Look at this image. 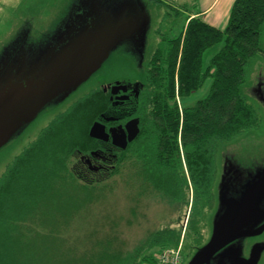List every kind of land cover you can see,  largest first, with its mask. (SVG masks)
<instances>
[{"label": "rangeland", "instance_id": "obj_1", "mask_svg": "<svg viewBox=\"0 0 264 264\" xmlns=\"http://www.w3.org/2000/svg\"><path fill=\"white\" fill-rule=\"evenodd\" d=\"M145 1L150 4L152 24L151 43L148 51L144 53L143 67H147V62L154 51L159 49L163 55L167 54L170 49L169 40L178 37L184 40L188 22L199 8L197 0ZM73 2L74 0H0V63L2 60L15 57L19 46L29 48L32 42L46 41L49 36L54 35L67 18L62 15L65 12L67 14ZM221 45H215L206 51L204 54L206 65ZM114 74H121L122 77L135 76L139 80H145L140 57L134 60L131 55L112 56L72 99L89 93L90 88L95 87L94 81L95 85H98ZM210 83L211 81L207 80L191 95L182 96L177 81L175 97L169 100L170 107L178 108L182 115L185 106L194 104L208 93ZM240 89L247 101L256 109L259 125L236 137L234 142L232 141L233 145L227 149L236 152L235 161L241 166L246 164L244 167L247 168L249 175L264 170V24L260 51L248 60L245 79ZM161 91L165 93L164 89ZM95 97L93 104L98 105L91 107L90 112L86 109H74L73 104L64 103L52 113L87 114L90 117L88 122L90 125L102 106L97 101V95ZM149 110L155 112L156 102ZM153 112L151 115L155 116ZM40 119L41 116L37 121ZM49 120L50 118L39 123L36 121L33 127L0 150L1 192L7 189L4 186L12 171L10 166L17 156L26 150L24 146L35 140ZM79 120L78 117H73L71 124L82 131L79 134L84 135L89 125L86 123L81 128ZM249 132L253 134L246 136ZM82 144L85 147L91 145L88 140L82 141ZM242 149L248 157L247 163L245 160L240 161ZM43 150L38 151V160L41 164L46 161L44 167L51 165L55 170L50 173L49 170L53 168L48 166L47 173L43 175L42 185H39L33 196L35 201L31 207H27L28 210L19 207L17 211L7 207L0 212V244L6 241L0 249L3 255L7 256L3 258V261L7 260L6 264H72L75 257L84 258L82 255L86 252L91 254L95 250V253L103 250L126 253L135 248L143 249L141 246L149 248L153 235L169 231L176 234L177 240L165 248L159 245L145 249L141 259L146 253L147 255L153 253V256L147 260L143 259L141 264L142 262L157 264L156 256L160 251L179 247L182 249L186 264L195 248L209 239L210 217L216 206L213 191L210 195L202 196L199 202L194 199L193 185L187 177L183 155L177 167L180 184L177 188H171L173 193L167 190L168 194H165L161 189L154 187L155 181L149 180L148 162L145 163L138 156L134 157V154L122 152L120 160L113 163V168H109L111 170L102 171L99 175L93 174L83 181L78 179L77 169H67L69 163L67 166L66 163L65 166L61 163L63 153L60 152L61 149ZM64 150L63 158L68 153V149ZM80 150L82 153H89L93 149ZM215 157L217 159V156ZM79 159L74 149L75 166ZM56 172L59 173L58 177L55 175ZM31 175L27 170L20 176L26 184L29 183ZM35 177L40 182L42 175L35 173ZM22 188L11 184V188L7 190L11 192L10 194L14 193L11 198L15 207L16 199L17 201L24 199Z\"/></svg>", "mask_w": 264, "mask_h": 264}, {"label": "trees", "instance_id": "obj_2", "mask_svg": "<svg viewBox=\"0 0 264 264\" xmlns=\"http://www.w3.org/2000/svg\"><path fill=\"white\" fill-rule=\"evenodd\" d=\"M263 24L264 0H234L223 30L198 16L192 17L184 40L181 37L171 39L167 54L163 55L158 49L151 55L148 63L150 69L146 74L147 88L140 97L138 107L142 122L140 135L135 142L137 148L122 152L134 154V157L148 162L149 180L155 181L154 187L165 194H168L167 190L173 193L172 189L180 184L177 167L183 155L193 185L194 199L199 202L205 194H212L211 191L214 196L215 156L219 147L258 127V113L240 87L245 79L248 60L260 51ZM218 44L222 45L206 65L204 54ZM207 80L211 81L208 93L194 104L185 106L182 115L178 108L170 107L169 100L175 97L177 81L180 94L189 96ZM94 101V97L88 98L82 109L89 111L91 107L94 108L97 106L93 104ZM154 102L156 110L152 111L155 115L152 116L149 107ZM36 151L32 150L31 154ZM21 166L23 162L20 161L14 176L6 179L4 187L7 189L0 191V212L7 207L19 210V201L16 199L15 207L11 198L14 193L10 194L7 190L8 184L24 189V184L20 185ZM176 240L174 232H159L152 236L149 248L159 245L165 248ZM141 248L126 253L109 250L98 253L95 250L91 254L86 252L82 255L84 258L75 257L72 264H141L143 259L153 256V253H146L141 259L143 251L149 249ZM6 257L1 250L0 264H6L7 260L3 261Z\"/></svg>", "mask_w": 264, "mask_h": 264}, {"label": "water", "instance_id": "obj_3", "mask_svg": "<svg viewBox=\"0 0 264 264\" xmlns=\"http://www.w3.org/2000/svg\"><path fill=\"white\" fill-rule=\"evenodd\" d=\"M149 5L145 0H74L54 35L32 42L29 48L19 46L15 57L2 60L0 150L20 137L40 114L60 105L89 81L110 57H140L146 74L144 53L150 47L152 24ZM139 133V119L134 118L115 137L125 148ZM90 135L107 136L99 122L93 124ZM232 141L218 153L211 238L187 264H259L264 253V242L254 244L250 255L245 253L247 239L264 232V170L247 175L246 164L241 166L235 161L236 152L227 149ZM241 156L240 161L247 163L243 149Z\"/></svg>", "mask_w": 264, "mask_h": 264}, {"label": "flooded vegetation", "instance_id": "obj_4", "mask_svg": "<svg viewBox=\"0 0 264 264\" xmlns=\"http://www.w3.org/2000/svg\"><path fill=\"white\" fill-rule=\"evenodd\" d=\"M151 43V42H150ZM150 69V67L147 66V71ZM146 71V73H147ZM146 74H145V80H139L137 77H122L121 74H114L109 77L108 80H105L101 82L98 85H95L96 81H94L93 88H90L89 93H85V96H77L78 98L72 99L77 93H79L80 89H82L85 85H82L77 89L74 93H72L64 102H62L60 105L54 106L50 109H47L45 112L39 115L41 116V119L39 117L33 121L25 130L27 131L31 126L33 127L34 123L37 121L38 123L49 119L48 123L41 129V131L38 133L37 137L34 141L30 142L28 145L24 146V149L20 155L17 156V159H15V162L12 166H10V169L12 170L10 175L8 176V180H10L11 175L14 176V172L16 171V167L18 166V163L21 161L23 162V166H21L22 171L26 173L27 170L30 171L32 174L30 176L29 183H24L23 179L21 178L20 185L24 184V189L22 190L24 199L19 200V203L21 206H19L22 210H28L27 207H31V204H33L34 195L36 191L39 188V185H42V179L44 173H47L48 166L52 167L51 165H47L43 168L44 163L38 160L39 154L38 151L40 149H61L60 152L62 153L61 163L67 164L69 163V168L72 170L77 169L78 170V179L80 180H86L93 174L99 175L102 171L111 170L109 168H113V163H116L121 158L122 149H136L135 142L137 141V138L139 135L133 139L132 141H128L125 148H122L119 144V140L115 137L122 129H125L127 124L134 118L139 119V127L141 132V117L138 115V107H139V101L142 94L145 92L147 88L146 83ZM95 95H97V101L100 102L101 109L99 110L96 117L93 119L92 123L89 125L88 122H90L88 115L83 113L78 114H70L66 112L61 113H52L56 109H58L61 105L64 103L73 104V108H80L82 109L84 105V101L87 102L88 98L94 97V100H96ZM72 99V100H71ZM73 103H72V102ZM75 104V105H74ZM98 105V104H97ZM71 107V108H72ZM73 110V109H71ZM83 114V115H81ZM70 117H78L80 120L81 128H83V125L87 123L89 125L87 131L84 132V135L79 134L82 133V131L77 130L76 126H74L72 123V118ZM68 118V119H66ZM75 121V119H74ZM36 122V123H37ZM68 122V123H67ZM84 122V124H83ZM95 122H99L104 127L105 133L107 134L106 139L104 138H98L93 137L90 135L91 127ZM73 127H75L73 129ZM79 134V135H78ZM89 141L91 143L90 146L85 147L82 146V141ZM118 143V144H117ZM32 149H37V151L34 154H31ZM64 149H68L67 156H64L63 154L65 152ZM74 149H76V153L79 155V160L75 166L73 163L74 161ZM80 149H93L89 153H82ZM97 152V153H95ZM217 159H216V176H215V183H214V198H215V205H216V183L218 180L219 175V163H218V153H217ZM71 158L72 161H71ZM71 161V163H70ZM16 163V164H15ZM37 165H40L38 167ZM31 168L33 171H31ZM53 169H50V173H52ZM184 168L187 172V177L189 178V174L187 171V165L184 160ZM35 173H40L42 175L41 181L38 182V180L35 177ZM55 175L58 177L59 173H55ZM73 176V174H71ZM27 187H26V186ZM11 186L8 184V189H10ZM32 197V198H31ZM264 203V201H263ZM21 213V211H20ZM263 220L261 224L264 222V205L263 210L261 212ZM212 234V228L210 231L209 239L202 245L198 246L201 247L205 245L211 238ZM258 242H264V232L259 236H253L252 238L247 239L246 247H245V253L246 255H250L251 249L254 244ZM197 247V248H198ZM196 248V249H197ZM195 249V251H196ZM195 253V252H194ZM193 253V255H194ZM192 255V256H193ZM192 256L187 260L186 264L189 262V260L192 258ZM185 262V260H184ZM183 262V264H184ZM259 264H264V253L262 255V258L260 260Z\"/></svg>", "mask_w": 264, "mask_h": 264}, {"label": "crops", "instance_id": "obj_5", "mask_svg": "<svg viewBox=\"0 0 264 264\" xmlns=\"http://www.w3.org/2000/svg\"><path fill=\"white\" fill-rule=\"evenodd\" d=\"M197 2L199 8L196 10V14L191 17L198 16L211 26L221 30L226 27L234 0H197Z\"/></svg>", "mask_w": 264, "mask_h": 264}, {"label": "built area", "instance_id": "obj_6", "mask_svg": "<svg viewBox=\"0 0 264 264\" xmlns=\"http://www.w3.org/2000/svg\"><path fill=\"white\" fill-rule=\"evenodd\" d=\"M181 247L179 248H166L159 252L156 256L157 264H183L184 255L181 251Z\"/></svg>", "mask_w": 264, "mask_h": 264}]
</instances>
